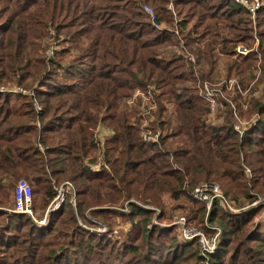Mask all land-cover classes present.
Listing matches in <instances>:
<instances>
[{"label": "trees", "instance_id": "obj_1", "mask_svg": "<svg viewBox=\"0 0 264 264\" xmlns=\"http://www.w3.org/2000/svg\"><path fill=\"white\" fill-rule=\"evenodd\" d=\"M131 1V7L122 9L120 0H0V83L36 94L34 99L0 93V234L14 229L11 216L2 210L11 200L15 205L21 180L31 187L32 209L36 199L41 211L58 195L56 187L71 181L76 190V197H68L73 217L65 210L56 213L42 236L54 238L57 223L72 227L79 218L87 221L86 212L99 218L106 207L110 213L115 206L125 210L127 203L136 229L132 238L120 242V264H179L178 258L191 247L159 244L142 262L134 259L140 252L137 236L149 243L156 235L134 220L153 217L155 211L148 208L161 209V221L172 220L175 210L166 205L176 202L177 209L189 213V224H200L210 233L207 218L208 224L222 227L224 240L213 264H264V236L249 232L253 212L234 219L218 201L208 211L206 203L191 195L207 182L220 184L239 207L264 197V7L254 24L251 13L234 0ZM146 4L155 5L159 22L173 32L151 25L143 12ZM170 4L180 22L168 10ZM50 28L66 45L53 59L46 58V41L54 37L48 35ZM256 38V51L241 62L232 60L237 46L252 49ZM182 43L185 54L168 56L169 48ZM187 54L195 61L188 62ZM221 58L228 61L227 78L245 79L258 66L262 72V95L242 113L246 119L255 114L260 119L242 137L231 108L224 111L222 125L209 124V104L200 95L199 81L214 80ZM55 75L63 77L58 85L51 84ZM151 85L160 90L151 122L153 129H162L157 144L143 141L139 110L125 104L137 88ZM163 101L174 104L173 110ZM236 103L243 111V100ZM102 125L112 134L105 139L102 169L94 172L85 161H98L97 130ZM182 199L189 205L181 204ZM164 235L158 231V240ZM244 243L248 250V244H257L249 250L253 255L241 250ZM197 244L192 246L200 264ZM232 246L236 248L229 262Z\"/></svg>", "mask_w": 264, "mask_h": 264}, {"label": "rangeland", "instance_id": "obj_2", "mask_svg": "<svg viewBox=\"0 0 264 264\" xmlns=\"http://www.w3.org/2000/svg\"><path fill=\"white\" fill-rule=\"evenodd\" d=\"M133 2L131 0H120V6L122 9L131 7ZM146 6L152 8L156 11L155 5L153 4H146ZM168 10L173 12L176 16L177 13L175 11V8L172 4H170L168 7ZM143 12L145 13L144 9ZM157 13V12H156ZM126 15V13L120 11V15ZM145 15L148 17V15L145 13ZM173 15V14H172ZM179 22L182 17L176 16ZM161 23V22H160ZM163 25V28H169L166 24L161 23ZM151 25L154 27V25L151 23ZM155 28V27H154ZM52 30L54 33H52ZM157 30V29H156ZM159 32H162V30H157ZM48 35L54 36L47 39V49L46 52V58L53 59L54 57H49L48 52L49 51H55V53H59L62 50H64V46L61 42L62 37H57L55 29L50 28L48 31ZM65 38V36H64ZM46 42L44 44H46ZM259 39H255V45L252 49H250L246 44H244L245 47H247L250 50V53L254 50L256 51L259 46ZM183 43L181 44L180 48H177L176 51L173 54L172 51H168L170 55L172 56L174 54H185V52L182 50ZM238 47V46H237ZM236 47V49H237ZM236 52V50H235ZM249 54L247 56H249ZM187 57V55H186ZM243 57H238L237 55L232 57V60H237L236 63L241 62L243 60ZM57 58V56H56ZM65 58V63L69 59L67 56ZM242 58V59H241ZM227 59L221 58V61H219L218 69L216 72V78L223 81L225 77V73L227 72V66H226ZM53 69V67H52ZM62 73H65L62 71ZM55 75L53 77V81L51 84L58 85L60 81H62V76ZM261 73H260V67L258 66L256 68V71L253 70L251 74H249L247 77H245L244 85L242 86L243 94L236 91L237 88L234 86H223L226 89V95H228L230 98L228 101L226 99H223L221 102H224L225 105H229L231 107V103L236 106V100L242 99L243 101L246 99L250 105L252 106L257 100H259V96L256 92L257 89L261 88L260 86V80H261ZM198 78V76H197ZM254 78L257 79V81L254 80ZM233 79H238V77H235ZM205 82V80H200L198 83L200 95L203 97V94L201 92L202 84ZM3 85V84H2ZM7 87L8 89H14V85H3ZM52 86V85H50ZM152 86V85H151ZM23 87V86H22ZM150 87V86H149ZM149 87L146 89L137 88L136 90H141L142 92L147 93L149 90ZM231 87V88H230ZM257 87V89H255ZM25 88V87H24ZM51 88V87H50ZM247 89L248 93H247ZM29 90V89H28ZM33 91V90H31ZM2 93V92H0ZM160 93V90L158 89V92L155 93V97H157ZM6 94H14L13 92H6ZM252 96V97H250ZM256 94V97L254 95ZM131 96V95H130ZM204 98V97H203ZM217 104L220 103L218 100V97H216ZM207 101V100H206ZM167 109L170 111L173 110L174 104L168 101H163ZM208 103V101H207ZM209 104V103H208ZM250 106V108H251ZM38 108H41L38 106ZM248 110L239 111V115L241 119L235 120L237 123H242L245 133L251 129H253L256 126V123L259 121L260 116L254 115L250 119H246L242 117V113H247ZM209 109L211 111V107L209 104ZM228 110V109H227ZM226 110V111H227ZM225 111V112H226ZM247 111V112H246ZM157 112V111H156ZM224 113L217 114V120L216 121H208L209 124L212 126H219L222 125L221 123L224 120ZM210 113L208 115V119L210 117ZM155 117V114H154ZM155 121V119H154ZM153 121V122H154ZM144 122L142 120L141 127L143 126ZM161 129V128H160ZM106 130L108 129L107 126H101L97 130V139L100 143V156L98 158L97 162H90L89 160L85 161L86 166L91 168V165H94L99 162V160H102L103 158V152L105 150V139L110 137L111 133H107ZM162 130V129H161ZM103 144V148L102 145ZM102 169V168H101ZM101 169L99 171H101ZM98 171V172H99ZM22 181V180H21ZM65 183H71L73 186V189L70 193H64V198L60 196V193L58 192V197L56 196L55 199L56 204L60 202L61 199L58 200V198H62L63 202L59 205V208L52 210L51 206L54 201L49 203L43 211H41L38 205V202L35 199V211L33 209V216L28 215V217H23L21 219H15L14 217V203L11 200V205L7 206V208L3 209V213H6L11 216L10 221L12 220V227L14 229L11 230V232L7 233L6 235L0 234V264H120V262L123 261V258H120V251H122L121 243L123 240H125L127 237L132 238L133 235H135V229L136 225L133 224L132 218L130 217L133 212H131V209L128 208L127 203L125 205V210L121 209L120 206H115L111 208L110 213H108L110 207H106L105 212L102 215H100L99 218L92 217L89 212L85 213L87 221H85L82 218L77 219L76 224L72 225V227L69 226H62L60 223L55 224L56 230H58V233L54 234V238L52 237H46V235L42 236L44 231L50 227L51 221L56 213H59L61 210H65L66 213L70 217H73L71 215L70 209L68 208V197H70L69 194L76 195L75 185L71 181H66L59 186L56 187V190L60 189ZM206 183V182H205ZM203 184V183H202ZM218 184V183H217ZM220 185V184H219ZM221 186V185H220ZM222 187V186H221ZM192 193V192H191ZM259 198H264L261 196H258L255 200H253L250 203H246L244 206L239 207L235 203L234 206L230 203L231 208L224 209L226 212H228L231 217L234 219H237L236 217H241L242 212H253L252 215H249L248 218L251 220V229L250 233L256 234L260 236H264V203H254ZM76 199V198H75ZM229 199V198H228ZM230 200V199H229ZM231 201V200H230ZM232 202V201H231ZM181 204H184V206L189 205L188 201L185 199H182L180 201ZM254 203V204H253ZM176 202H172L170 205L167 203L166 208L174 209V212H171L173 214L172 220H160L159 218L162 215V211L159 208H148L153 211H155L153 217L149 218H141L140 223H138V219L136 218L134 221L139 224L140 226H144L146 224L145 228H147L150 232L156 233V235H153V239L149 240V243L147 239L143 238L142 241L139 236H137L136 240L134 241L135 245L140 249V252L137 254L136 257H134L135 260H138L142 262V258L146 256L147 252L150 251V248L153 246L154 249H156L157 245L163 244L166 246L175 247L177 244L180 245H186V248L191 247V249H187L183 252L184 257L181 259V257L178 258L179 264H199L197 260L194 258L195 253V247L192 246V243H196V241L192 242H185V240L182 237L181 228L177 226V222L189 216V213H185L184 210L177 209ZM253 204V205H252ZM74 208H77L76 200L73 204ZM208 206V205H207ZM64 208V209H63ZM115 208V209H114ZM246 208V209H244ZM242 210L239 212L238 210ZM210 209H208L209 211ZM225 212V213H226ZM245 212V213H246ZM223 213L222 217L225 221L226 215ZM2 218V217H1ZM190 218V217H189ZM3 219H0V222ZM188 221V219H187ZM189 224V226L197 228V230L201 231L203 230L207 235L214 237L218 233V231L215 228L221 229V235L223 233L222 227L217 225H211L207 223V218L205 221V225L210 233H207L204 229L200 227V224L193 223ZM3 228L4 225H1ZM158 231L167 233V235H164L160 240H158L159 237H157ZM261 240H264V238H261ZM224 240V236L220 238V244H222ZM8 245V246H7ZM198 245V244H197ZM7 246V247H6ZM241 250L248 252L249 254L253 255V252L249 250H254V248L257 247L256 243L248 244L246 248V243L243 245H240ZM236 246H232V249L228 251L227 253H230L228 256V260L230 262L231 255H233L235 251ZM159 250V247L157 248ZM199 253V249H198ZM180 255V254H178ZM186 258V260H183ZM172 259V258H171ZM133 261V260H132ZM201 264V263H200ZM229 264V263H228Z\"/></svg>", "mask_w": 264, "mask_h": 264}, {"label": "built area", "instance_id": "obj_3", "mask_svg": "<svg viewBox=\"0 0 264 264\" xmlns=\"http://www.w3.org/2000/svg\"><path fill=\"white\" fill-rule=\"evenodd\" d=\"M234 1L236 4L242 6L251 13L252 20L254 24H256V15L258 11L264 7V2H261L260 0H234ZM143 9L145 13L148 15V18L150 22L154 25L155 29L162 30L163 25L159 22L158 13H156L155 10H153L152 8L146 5L143 6ZM175 32L178 34V30H176ZM52 33H54L53 30ZM249 53L250 50L247 47H245L244 45H239L236 49L235 55H237L238 57H243V56H247ZM48 55L49 57H54L55 51H49ZM187 60L188 62H194L195 58L194 56L189 55L187 56ZM223 86H234L237 88L236 91L243 94L242 86L239 80L237 79H229L217 83L205 81L202 84L201 92L203 94L204 99L208 101L211 107V111H210L211 115L208 121H216L217 114L224 112L228 108L232 109L236 120L241 119L239 115L237 103L236 106L231 103L232 106L229 107V105L227 104L225 105L224 102H221L223 99H226V101H228L230 98L228 95H226V89ZM248 90L249 89H247V93ZM10 91L15 94H21L23 96L36 99V94L34 91L28 90L22 86H16L14 87V89H8L7 87L3 86L0 83V92L6 93ZM157 92H158L157 86H150L147 93L142 92L141 90H137L135 91L133 96H130L126 100V106L129 109L137 108L139 110V114L144 122L143 126L141 127L142 138L145 143H149V144L159 143L162 137V130L160 128L153 129L151 127V124L155 119L154 114L158 110V103L155 97V93ZM256 92L259 96L261 89L260 88L257 89ZM216 97H218V100L220 102L218 104ZM254 97H256V94L254 95ZM242 108L244 110H248L250 108V103L247 102L246 99L242 103ZM38 109L41 110V108ZM235 130L242 137L245 134L246 129H244L242 123H236ZM90 167L94 172H98L102 168V160H99L98 163L91 165ZM246 172L251 176V172L249 169H246ZM72 190H74L72 184L65 183L60 189H58V192L60 193V196L64 198L63 194L64 193L68 194ZM191 195L194 199L206 203L208 205V209L211 208L215 200L218 201L219 204L224 209H226L227 207L231 208L230 203L234 206L233 202H231L225 196L221 186L217 183H207V182L203 183L198 187H196L192 191ZM15 196H16V202L14 205L15 213H22L33 216V209H32L33 195H32L31 187L27 181L22 180L18 183ZM62 198H58V200L61 199L58 204H56L57 198L53 200L54 202L51 206L52 210L59 208V205L63 202ZM256 202L264 203V198H259L254 203ZM73 203H75L74 199H73ZM238 211L241 212L242 210H238ZM176 225L181 228L182 237L185 240V242L196 241L198 243L200 256L202 258L201 264H213L212 259L214 258L215 255L218 254L219 246H220V238L223 235V233L221 235V229L215 228L218 231V233L216 234V236L211 237L207 235L203 230L199 231L197 230V228L189 226L188 221L185 218L180 219Z\"/></svg>", "mask_w": 264, "mask_h": 264}, {"label": "crops", "instance_id": "obj_4", "mask_svg": "<svg viewBox=\"0 0 264 264\" xmlns=\"http://www.w3.org/2000/svg\"><path fill=\"white\" fill-rule=\"evenodd\" d=\"M168 30H170V31L173 32V29H170V28H163V29H162V31H168ZM176 49H177V48H169L168 51H172L171 54H173L174 52H177ZM182 50H183V48H182ZM183 51H184V50H183ZM189 55H191V54H187V56H189ZM192 56H193V55H192ZM194 58H195V57H194ZM241 59H242V58H241ZM255 71H256V70H255ZM260 73H261V75H262L261 69H260ZM197 76H199V75L197 74ZM229 79H233V78H227V77H226V78L223 79V81H224V80H229ZM255 79H256V78H254V80H255ZM237 80H238V79H237ZM205 81H209V80H205ZM221 81H222V80L219 81V79L216 78V75H215L214 80H213V81L210 80L209 82L217 83V82H221ZM240 81H241L242 83H244L245 79L239 78V82H240ZM255 81H257V79H256ZM240 84H241V83H240ZM260 86H261V88H260V89H261V92H260V94H259V97H261L262 92H263V91H262V90H263L262 83H260ZM255 89H257V87H255ZM125 104H126V102H125ZM127 108H128V107H127ZM128 109H129V108H128ZM100 127H101V126H100ZM106 132H107V133H111V130H106ZM101 146H102L101 149H104V148H103V144H102ZM221 188H222V187H221ZM222 190H223V189H222ZM223 192H224V191H223ZM225 196H226V195H225ZM75 197H76V196H75Z\"/></svg>", "mask_w": 264, "mask_h": 264}, {"label": "bare ground", "instance_id": "obj_5", "mask_svg": "<svg viewBox=\"0 0 264 264\" xmlns=\"http://www.w3.org/2000/svg\"><path fill=\"white\" fill-rule=\"evenodd\" d=\"M136 91H137V90H136ZM134 93H135V92H134ZM134 93H133V95H134ZM133 95H132V96H133Z\"/></svg>", "mask_w": 264, "mask_h": 264}]
</instances>
